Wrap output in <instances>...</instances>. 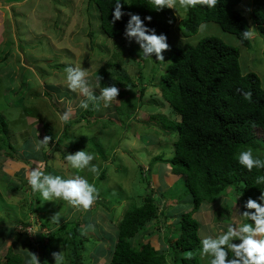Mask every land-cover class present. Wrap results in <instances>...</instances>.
I'll return each mask as SVG.
<instances>
[{"label": "rangeland", "instance_id": "rangeland-1", "mask_svg": "<svg viewBox=\"0 0 264 264\" xmlns=\"http://www.w3.org/2000/svg\"><path fill=\"white\" fill-rule=\"evenodd\" d=\"M251 1L241 0L236 7L253 32L250 47L243 46L235 35L224 32L214 22L201 23L206 25L203 32L198 27L195 34L183 36L178 25L185 13L179 7L172 9L176 22L168 39L179 48L194 45L207 36L221 39L238 49L241 72L256 73L264 88V34L256 29L250 18ZM138 52L139 46L134 42L110 39L103 33L92 0H0V119L6 124L9 143L14 149V160L6 156L7 148L0 149V228L8 231H0V240L6 244L5 247L0 244V261H4L3 256L10 247L13 253L22 257L21 264H24L28 253L26 237L34 239L37 235L30 234L34 225L32 220L38 224L44 220L52 226L51 217L59 212L61 222L78 220L82 227L87 238L83 243V264H108L123 213L130 204L139 206L141 198L150 192L144 178L149 182L159 208L168 217L166 220L160 216L153 219L131 241L137 247L149 242L166 255L168 262L169 254H176L168 249L164 228L175 229L178 215L190 209V197L185 192L183 178L172 174L168 164H151L154 157L169 159L174 155L178 118L171 113L160 92L161 76L172 61V55L170 50L163 52L166 66L162 68L154 56L150 62L139 57ZM68 64L81 65L93 79L96 73L100 75L101 71H106L108 74L102 77V86L115 84L121 91L123 87L118 84V78L126 77L136 87L107 108L102 102L93 106V114L87 119L91 121L68 126L66 135L70 137L61 139L66 125H61L59 114L71 106L70 121H73L83 111L78 107L83 97L70 92L63 83L64 68ZM96 94H99L98 89ZM126 99L130 101L123 107ZM139 100L142 103L137 107ZM46 133L53 141L37 151V140L43 139ZM82 149L93 153L92 163L100 166L98 177L94 178L87 170L79 173L94 183L99 193L88 211H76L63 201L54 205L42 199L35 204L37 211L34 213L28 209L30 203L20 207L21 200L30 202L33 196L25 176L34 161H44L46 157V171L67 178L75 170L66 166L64 157ZM57 154L63 167H54L58 162ZM257 154L264 157V143L260 144ZM231 189L213 203L202 204L193 215L199 222V238L205 233L215 234L236 218ZM236 208L241 211L239 198ZM6 210L21 221H32L31 226L9 224ZM18 230L26 231L27 236L19 234ZM42 231L47 232L45 228ZM175 236L170 235V244ZM199 249L200 243L193 254L200 264H207V258H201ZM37 250L33 253L41 262L40 250ZM60 251L62 249L58 247L48 253L43 258L45 264H54L52 253ZM188 254L180 252L176 255Z\"/></svg>", "mask_w": 264, "mask_h": 264}, {"label": "trees", "instance_id": "trees-1", "mask_svg": "<svg viewBox=\"0 0 264 264\" xmlns=\"http://www.w3.org/2000/svg\"><path fill=\"white\" fill-rule=\"evenodd\" d=\"M92 1L97 8L103 33L110 39H123L127 43L123 32L128 17L124 16L114 24L110 22L114 0ZM121 2L125 3L122 9L125 12L138 13L142 19L144 16H151L149 27L155 28L157 34L165 33L169 37L170 29L176 22L172 9L166 8L157 12L153 10L151 0ZM240 2L241 0H217L214 8L197 5L189 9L180 20L179 31L188 37L197 32L201 23L214 22L224 32L235 35L243 46L250 47V38L245 40L242 37V31L249 30V25L247 19L236 8ZM250 18L256 29L264 34V0L251 1ZM168 43L172 61L161 76L160 92L171 113L178 118L175 123L177 139L173 144L174 155L171 158L157 156L151 160V164L165 162L172 174L183 178L185 192L190 197V209L178 215L174 223V227L176 225V230L173 228L174 232L171 231V226L164 228L166 230L164 240L168 244V249L176 251V254L180 252L190 254L180 257L169 254L168 262L166 255L157 251L149 242L140 243L139 247L132 243L131 240L136 234L153 219L160 216L166 220L168 217L164 210L159 208L148 186L149 182L144 178L150 192L141 198L139 206L130 204L123 213L117 226L116 240L108 264H200L198 257L193 254L200 241L199 222L193 215L200 210L201 205L213 203L229 188L238 189L241 182L246 185L242 196L239 197L241 211L244 210L243 204L249 197L255 199L260 192H264V182L257 183L259 177H264V169L254 168L248 172L236 162V156L241 149L252 147L255 150L254 154H257L260 151V144L264 143V88L261 86L260 78L254 72L242 73L238 49L217 37L207 36L194 45L186 44L181 48L173 46L169 39ZM107 74L106 71L100 72L101 77ZM118 84L126 89L122 88L117 98H123L136 87L134 82L126 77L118 78ZM243 92H251V100H245ZM129 101L130 99H126L123 107ZM139 101L137 107L142 103ZM92 108L90 105L89 110L81 111L79 117L69 121L60 138L70 137L66 135L68 126L80 121L89 123L91 120L87 119L93 114ZM256 133L260 135L257 136ZM45 135L50 136L49 133ZM3 147L8 150L6 156H14L6 124L0 119V149ZM15 192L18 193V190ZM29 193L32 195L31 191ZM20 202L22 207L28 203L35 205L40 199L31 196L30 202L27 200ZM31 205L28 209L32 213L36 212L37 205L35 207ZM6 216H9V224L31 226L34 221V225H39L40 233H37L34 239L26 237L25 244L28 247L27 251L32 253L40 250V264H45L43 258L58 247L62 249L69 264H83V243L87 238L83 235L78 220L60 221L61 223L54 228L55 225H48L44 220H40L39 224L35 220L21 221L18 217L11 216L8 210ZM43 228L47 232L44 233ZM2 230L7 231L6 228H0V231ZM18 232L27 236L26 231ZM171 234L176 235L174 240L172 239V244L169 243ZM3 258V264L22 263V257L13 253L10 247Z\"/></svg>", "mask_w": 264, "mask_h": 264}, {"label": "clouds", "instance_id": "clouds-1", "mask_svg": "<svg viewBox=\"0 0 264 264\" xmlns=\"http://www.w3.org/2000/svg\"><path fill=\"white\" fill-rule=\"evenodd\" d=\"M153 10L159 12L163 9H176L179 7L187 13L189 9L197 5L214 8L217 0H151ZM124 2L114 0L112 7L111 24L120 21L122 17L127 16V22L124 25L123 36L128 42H134L139 46V57L144 60L159 62L161 67H165L163 52L169 50L168 37L165 33L157 34L153 27H149L151 16H144L143 19L138 13L123 11ZM171 21H169L170 23ZM206 25L201 24L199 30L204 31ZM253 36L250 30L242 31L243 39H249ZM64 81L70 92L77 93L83 97L78 107L82 110H89L90 105L95 106L100 102L105 108L109 107L119 95L120 89L111 84L102 86V77L96 73L93 79L86 68L81 65L68 64L64 68ZM99 94H96V90ZM245 100H251V92L242 93ZM73 109L71 106L59 114L61 125H67L70 121ZM53 141L52 136H44L38 139L36 150L49 145ZM252 147L241 149L236 162L242 168L251 172L254 168L264 169V158L254 154ZM59 154H57L58 160ZM95 159L93 153L84 149L77 150L74 153H67L64 157L66 166L75 170L72 175L65 178L62 175L46 171L47 164L43 160L34 161V166L27 170L25 179L34 197L42 199L44 202H52L56 205L57 201L65 202L69 207L76 211H88L98 198V189L94 183L80 175L79 173L87 170L93 177L100 175V166L92 163ZM62 162H58L54 167H63ZM264 182V177H259L257 183ZM246 185L240 183L239 188H232L235 203L233 211L236 218L231 223L225 224L215 234L205 233L200 238V256L207 258V264H264V192L255 199L249 197L243 204V211L236 208V202L242 196ZM61 221V214L56 212L51 217V223L58 226ZM30 234L40 233L39 225H33L30 228ZM54 264H66L65 256L60 252L52 253ZM24 264H40L39 258L35 253L28 251Z\"/></svg>", "mask_w": 264, "mask_h": 264}, {"label": "crops", "instance_id": "crops-1", "mask_svg": "<svg viewBox=\"0 0 264 264\" xmlns=\"http://www.w3.org/2000/svg\"><path fill=\"white\" fill-rule=\"evenodd\" d=\"M11 159H12V158H11ZM12 160H14V158H13ZM46 163H47V162H46ZM1 243H2V246L5 247L6 244L3 243V242L0 240V244H1ZM0 248H1V247H0ZM1 249H2V248H1ZM0 264H3V261H0Z\"/></svg>", "mask_w": 264, "mask_h": 264}]
</instances>
